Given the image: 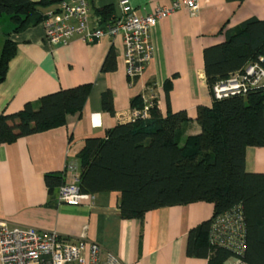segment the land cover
I'll return each instance as SVG.
<instances>
[{"label":"crops","instance_id":"obj_1","mask_svg":"<svg viewBox=\"0 0 264 264\" xmlns=\"http://www.w3.org/2000/svg\"><path fill=\"white\" fill-rule=\"evenodd\" d=\"M39 1V0H32ZM93 16L112 7L119 13L120 0H88ZM137 15H147L173 0H128ZM197 14L179 9L160 19L151 30L153 54L143 73L134 80L126 75L122 36L104 35L91 43L73 38L66 45L44 39L43 20L14 32L8 17L0 15V52L6 38L16 45L14 56L0 81V113L11 114L60 89L90 84L80 112L67 116L64 126L0 145V220L55 232L67 240L84 238L125 264H206V259L186 254L191 228L207 220L213 205L195 202L147 212L142 220L123 219L119 192L95 195L93 204L67 205L50 197L46 173L63 172L68 162L78 166L77 154L85 139L104 137L117 124L131 121V100L153 86L158 112L185 111L180 145L201 132L196 121L198 106H211L206 84L203 50L224 41V34L247 19H264V0H197ZM58 2L40 8L45 16ZM44 18V17H43ZM113 50L116 68L102 71ZM110 92L113 113L103 109L102 95ZM246 169L264 173V147H248Z\"/></svg>","mask_w":264,"mask_h":264},{"label":"trees","instance_id":"obj_2","mask_svg":"<svg viewBox=\"0 0 264 264\" xmlns=\"http://www.w3.org/2000/svg\"><path fill=\"white\" fill-rule=\"evenodd\" d=\"M61 0H0V15L8 17L14 32H21L44 18L40 8ZM103 21L115 15L112 7L95 11ZM224 41L203 50L208 90L253 61L264 66V19L250 18L227 30ZM16 45L5 39L0 52V81L14 56ZM116 68L113 50L106 55L102 71ZM90 84L60 89L42 96L35 109L30 103L22 110L0 113V145L27 135L64 126L67 116L80 112ZM140 96L131 108H140ZM103 109L113 113L110 92L102 95ZM185 111L162 116L156 98L150 117L117 124L104 137L85 139L77 154L80 192L96 195L119 192V213L123 219L142 220L151 210L207 202L213 213L191 228L186 254L204 258L206 264H226L233 253L210 242L212 222L234 207H240L244 223V252L247 264H264V173L246 169L248 147H264V86L245 95L212 99L211 106H198L196 121L201 132L180 145ZM67 173H46L49 196L56 197Z\"/></svg>","mask_w":264,"mask_h":264},{"label":"built area","instance_id":"obj_3","mask_svg":"<svg viewBox=\"0 0 264 264\" xmlns=\"http://www.w3.org/2000/svg\"><path fill=\"white\" fill-rule=\"evenodd\" d=\"M120 11L103 21L93 16L88 0H61L56 9L45 13L44 39L51 45H66L73 38L91 43L104 35L120 34L124 44L126 75L134 80L149 64L153 47L151 30L157 22L179 9L197 14V0H173L169 5L157 6L147 15H137L128 0H120ZM264 86V66L258 61L248 63L243 70L211 87V97L220 100L233 95H245L250 90ZM142 107L132 108L131 121L145 120L156 98L153 86L140 95ZM64 171L67 180L57 192L58 203L67 205L93 204L94 195L82 193L78 187L79 169L68 162ZM210 242L229 249L233 256L226 264H247L242 260L244 252V223L240 207L218 215L212 222ZM0 264H125L117 255L103 251L95 242L79 238L67 240L55 232L39 230L31 226L10 225L0 220Z\"/></svg>","mask_w":264,"mask_h":264}]
</instances>
